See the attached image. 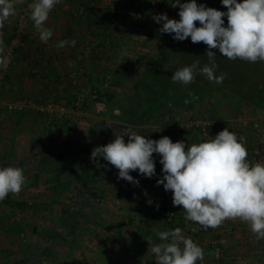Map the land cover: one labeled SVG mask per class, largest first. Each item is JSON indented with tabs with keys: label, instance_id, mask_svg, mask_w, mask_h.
<instances>
[{
	"label": "crops",
	"instance_id": "crops-1",
	"mask_svg": "<svg viewBox=\"0 0 264 264\" xmlns=\"http://www.w3.org/2000/svg\"><path fill=\"white\" fill-rule=\"evenodd\" d=\"M115 1L125 4V15H115L104 0H60L45 23V27L53 32L47 43L40 40L29 18L30 12L27 13V26L23 31L16 29L17 11L0 29L3 56L8 60L6 66H0V99L28 102L22 112L0 115V167H20L27 178L20 194H9L6 200L20 205L30 200L41 202L35 204L38 214H29L27 207L17 209L2 203L0 264L1 260L17 261L21 250L17 246L21 242L27 246L36 243L34 232L39 229L34 222L39 215L44 217L46 228L51 229L58 222V207L70 204L72 181L68 174L49 166L47 161L42 162L41 158L45 159L51 149L57 150L82 139L97 115L107 119L97 100L89 99L82 110H69L67 104L72 96L83 94L89 97L95 90L121 95L119 92L125 83L130 87L133 82L142 57L152 52L153 46L160 41L162 24L156 23L152 17L165 13L162 8L156 13L150 7V0ZM138 25L146 27L144 34L139 35L136 31ZM73 40L76 42L74 45L71 43ZM61 41L68 43L57 47ZM209 95L187 108L193 112L195 105L208 112L203 115L211 121L210 139L228 128L238 138L243 137L248 158L251 148L257 146L261 152L260 162H264V111L258 112L255 108L251 113V109H245L242 102L218 97L215 103L213 97L208 98ZM209 100L214 101L212 107L204 109V103ZM48 103L54 104L53 110L47 109ZM180 117V114H173L171 120L158 125L145 123L130 131L151 135L153 140L168 136L174 143H200L175 129ZM127 139L125 137L126 142ZM153 159L156 173L151 178L140 174V195L153 200L154 205L164 201L177 217L183 219L182 224L172 223L169 226L158 220L150 229L143 228L141 218L132 208L126 193L129 182L118 179L119 170L110 165L101 187L105 189L106 196L109 195L108 205L112 204V208H108L111 211L108 216L111 221H116L108 223L106 232L114 241L111 249L115 253L109 252L110 257L93 260L91 264H156L151 247L161 243L157 233L177 227L183 234L188 232V237L203 249L204 259L198 260L197 264H258L262 245L250 226L236 219L225 220L215 229H205L198 223L185 220L182 206L172 203V192L157 184V180L163 177L161 157L154 153ZM37 185L39 188L33 189ZM49 211L54 214L52 217ZM87 244L101 248V244L87 241L81 246ZM216 247L220 254L216 252Z\"/></svg>",
	"mask_w": 264,
	"mask_h": 264
},
{
	"label": "clouds",
	"instance_id": "clouds-1",
	"mask_svg": "<svg viewBox=\"0 0 264 264\" xmlns=\"http://www.w3.org/2000/svg\"><path fill=\"white\" fill-rule=\"evenodd\" d=\"M17 2L22 0H0V29L16 14ZM58 3L60 0H33L29 5V18L43 43L53 36L45 23ZM222 4L226 12L198 5L196 0L183 3L173 0L170 5L179 8V20L170 19L166 13L152 17L162 24L159 31L174 34V40L184 41L190 37L192 43L207 46L210 63L199 67L196 62L176 70L171 76L174 83L191 84L197 71L211 82L222 83L224 75L215 74L218 65L213 49H218L229 60L264 62V0H222ZM224 17H227V26H224ZM67 43L61 41L57 47ZM2 46L0 39V66H6L8 60L3 56ZM114 134L112 142L92 150L91 159L96 162L103 157L119 170L118 179L139 185L130 175L137 170L145 177H153L156 173L153 154H158L163 177L157 184L172 192V203L182 206L185 220L205 229H215L225 220L239 219L250 226L257 239H264V162L248 160L243 137L238 138L225 128L213 139L186 145L183 141L174 143L168 136L148 139L125 128L122 133L114 131ZM26 179L20 167H0V201L9 194L19 195ZM157 235L161 243L151 247L156 264H197L204 259L203 249L179 227Z\"/></svg>",
	"mask_w": 264,
	"mask_h": 264
},
{
	"label": "trees",
	"instance_id": "trees-1",
	"mask_svg": "<svg viewBox=\"0 0 264 264\" xmlns=\"http://www.w3.org/2000/svg\"><path fill=\"white\" fill-rule=\"evenodd\" d=\"M167 2L164 0L162 4ZM196 2L198 5L227 11L222 0ZM159 7L163 8L161 4ZM223 19L224 26H227V17ZM197 26H200L198 22ZM173 35L164 33L161 45H154L152 52L142 57L139 74L129 87L130 94L116 96L110 92L97 91V102L107 119L97 115L82 139L57 150L51 149L45 159L41 158L42 162L47 161L49 166L68 174L72 181L70 204L59 206L57 225L40 233L34 232L39 237L38 243L34 247L21 246L17 261L9 264H41L48 260L56 262L59 249L70 254L88 237L107 227L103 217L104 191L101 185L111 164L103 157L94 162L91 152L97 146L112 142L115 139L114 131L122 133L124 128L132 130L145 123L158 125L171 120L176 111L209 94H220V99L247 103L264 111V62L229 60L218 49L212 51L216 54L215 63L218 65L215 74L225 77L222 83L211 82L197 71L195 80L188 84L187 89L181 87V83L176 88L171 80L176 70L196 62H199V67H203L210 62L205 44H194L190 37L177 41ZM184 54L188 55L187 61ZM148 137L153 139L151 135ZM2 203L17 209L27 207L26 203L20 205L6 199ZM168 209L164 201L155 204L151 215L141 217L143 228L150 229L158 220L171 226L174 222H166L162 216ZM260 244L262 248L258 264H264V239H260Z\"/></svg>",
	"mask_w": 264,
	"mask_h": 264
},
{
	"label": "built area",
	"instance_id": "built-area-1",
	"mask_svg": "<svg viewBox=\"0 0 264 264\" xmlns=\"http://www.w3.org/2000/svg\"><path fill=\"white\" fill-rule=\"evenodd\" d=\"M164 0H156L152 1L150 4V7L153 11L158 13L160 11V2H163ZM104 2L108 5L110 11L114 12L117 16H123L127 13L125 4L121 1H115V0H104ZM27 25V19H26V12L20 11L17 18L16 23V29L18 32H21L25 29ZM136 31L139 33V35L144 34L143 32L146 31V27L143 25H138ZM97 91H92L90 93L89 97L84 96L83 94H74L70 100V103L67 104V108L71 111L76 110H82L86 106V102L90 100H97ZM28 102L26 100L21 101H11L6 99H0V115L3 116L5 114H13L16 112H22L25 108ZM48 110L54 109V104L48 103L47 104ZM63 110V108H62ZM211 126V123L208 119L204 118H194V119H188L184 122L178 123L175 126V129L178 132H185V135L188 137H192L195 140L204 142L207 140H210L209 135V127ZM146 138H149L146 136ZM261 152L260 148L257 146H254L250 150V156L248 160L251 163L260 162ZM130 175L134 177V179L139 181V185L133 184L129 182L128 188L126 189V193L128 198L132 201L133 209L138 214L139 218L143 216H149L153 212V206L154 202L148 197H142L139 192V188L141 186V175L139 174L138 170L130 172ZM151 200L152 203L149 204L148 201ZM2 201H0V204ZM31 205V203L29 204ZM164 220L166 222H174L177 225L182 224L183 220L179 219L175 213L168 209L167 211L163 212L162 214ZM186 237H188V232L184 233ZM215 245V242L213 243ZM216 252L220 254V250L216 247Z\"/></svg>",
	"mask_w": 264,
	"mask_h": 264
},
{
	"label": "rangeland",
	"instance_id": "rangeland-1",
	"mask_svg": "<svg viewBox=\"0 0 264 264\" xmlns=\"http://www.w3.org/2000/svg\"><path fill=\"white\" fill-rule=\"evenodd\" d=\"M33 2V0H22V2H17L16 3V6H18L17 8H19V10L17 9L16 11H17V16H18V14H19V12L20 11H25L26 12V19H27V21H28V12H30V9H29V4H28V2L31 4L32 2ZM152 1H156V0H150V3L152 2ZM168 2L166 3V5H164V4H162V2H160V4H161V6L163 7L162 8V10H164L165 11V13L167 14V16L170 18V19H176V20H179V15H178V12H179V8L177 7V8H173V7H171V3L173 2V0H167ZM26 2H27V4H26ZM181 2L183 3V2H189V0H181ZM20 6V7H19ZM27 7V8H26ZM30 16V15H29ZM18 18V17H17ZM17 21V20H16ZM27 26V25H26ZM162 27V26H161ZM26 28V27H25ZM163 34L164 33H161V35H160V41H159V43H157L156 45L157 46H160L161 45V40H162V37H163ZM183 57L185 58V61H187L188 60V55L187 54H184L183 55ZM178 66H176V68H177ZM140 70V69H139ZM137 74H139V71L138 72H136V74H135V76L137 75ZM134 78H136V77H134ZM132 83V82H131ZM174 85H175V87L177 88V84H178V86H179V84L180 83H173ZM131 85V84H130ZM123 86H124V84H123ZM181 87H186V89L188 88V85H183L182 84V86ZM179 88V87H178ZM131 93V90H130V88L129 87H127V83H125V86H124V88H123V90L122 91H120L119 92V94H121V95H128V94H130ZM212 98L213 97V99H214V101H215V103H216V100L217 99H215V98H221L220 97V94L219 95H216V94H212V95H209L208 96V98ZM214 101L212 102V101H208L207 103H204V109H206L207 107H212L211 105H213L212 103H214ZM205 104H208V106L207 105H205ZM242 105L244 106V108L245 109H247L248 110V108H250L251 109V113H253L254 111V109L256 108V107H254V106H252V105H250V104H247V103H243L242 102ZM247 107V108H246ZM193 108V107H192ZM255 110H258V112H261L260 111V109L259 108H256ZM200 111H201V114H200ZM212 111V110H211ZM210 111V112H211ZM191 112V113H190ZM203 113L205 114V115H207L208 114V112H203V110H201V107H198L197 108V106L195 107V105H194V108H193V112L192 111H188V108L186 107L185 109H182V110H178V111H176L174 114L175 115H181V119H180V121H179V123L180 122H182L183 120H188V119H190L189 117H191L190 115H192V117L193 118H197V117H200V118H204V120L205 119H208V116H205V115H203ZM205 116V117H204ZM209 120V119H208ZM209 122L211 123V121L209 120ZM145 137H146V135H145ZM102 185H103V183H102ZM101 185V186H102ZM37 188H39L38 187V185L37 186H34L33 187V189H37ZM102 190L104 191V205H103V217H104V219H105V222H106V224H107V227L106 228H104L103 230H101L100 232H98V233H95L94 235H92V236H90V237H88L85 241H87V242H95L96 244H101L100 246H101V248H95L94 246H92V245H84V247H82L81 245V247L79 246L74 252H72V253H70V254H68V253H66L64 250H62V249H59V259L56 261V262H53V261H51V260H48V261H42V263L41 264H91V262L93 261V260H97V259H99V258H107V257H110V254H109V252L110 253H115V251L114 250H112L111 248H112V243L114 242L112 239H111V237L110 236H108L107 234H109V233H106L107 232V228L109 227V225H108V223L109 224H112V223H114V222H116V221H114V220H112L111 221V218H110V216H108L110 213H111V211H109V207L110 208H112V204L110 203L109 205H108V203H109V195L107 194V196H106V194H105V189H103L102 188ZM69 199L71 200V193H70V195H69ZM131 201V200H130ZM32 204V205H29V204ZM38 202H35V201H28L26 204H27V211H28V213L30 214L31 212H33V213H35V214H38L39 213V210L37 211V207L35 206V204H37ZM39 203H41V202H39ZM39 203H38V205H39ZM43 204H49V203H44L43 202ZM1 205H2V203L0 204V207H1ZM61 206V205H60ZM131 206H132V208H133V204H132V201H131ZM35 207V208H34ZM46 210V209H45ZM44 210V211H45ZM54 210H56V208H54ZM114 209H112V211H113ZM50 211L51 212H53V208H51L50 209ZM49 211V212H50ZM49 213V216H53L54 214L53 213ZM13 214H16V213H13ZM17 215V214H16ZM22 219V218H21ZM180 220L182 219V218H179ZM183 220V219H182ZM35 224H38L37 226V228L39 229V231H36L37 233H40V232H43L44 230H48L49 228H46V223H45V219H44V217H41L40 215H39V218H37V221H35L34 222ZM43 225H45V227H42ZM52 228H54V227H51V229ZM37 238H36V243H34V245L33 246H27L26 244H24L23 242H21L20 243V245L22 246V247H34L37 243H38V241H39V237L38 236H36ZM91 244V243H90ZM20 245H18L17 247H18V250H20L21 249V246ZM20 252H21V250H20ZM20 254V253H19ZM109 254V255H108ZM18 259V258H17ZM16 259V260H17ZM13 261H14V259H13ZM86 262V263H85ZM88 262V263H87ZM9 264V263H11V262H8V261H2L1 260V264ZM151 264V263H150Z\"/></svg>",
	"mask_w": 264,
	"mask_h": 264
}]
</instances>
